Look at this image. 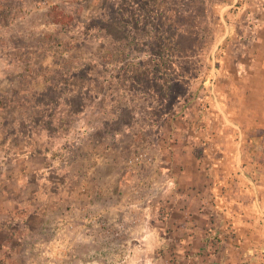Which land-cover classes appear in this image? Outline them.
<instances>
[{"label":"rangeland","instance_id":"374dc122","mask_svg":"<svg viewBox=\"0 0 264 264\" xmlns=\"http://www.w3.org/2000/svg\"><path fill=\"white\" fill-rule=\"evenodd\" d=\"M259 4L264 0H0V264L135 261L140 239L129 234L121 204L140 193L125 179L132 184L152 164L130 159L149 152L157 161L158 135L180 136L189 122L173 107L193 100L182 83L159 82L156 34L167 23L179 62L195 55L194 84L205 91L230 64L224 42L253 20ZM198 32L206 33L203 45ZM194 99L201 109V96ZM152 117L156 123L147 122ZM162 145L168 149L169 140Z\"/></svg>","mask_w":264,"mask_h":264},{"label":"crops","instance_id":"0c3cea01","mask_svg":"<svg viewBox=\"0 0 264 264\" xmlns=\"http://www.w3.org/2000/svg\"><path fill=\"white\" fill-rule=\"evenodd\" d=\"M247 23L224 42L229 66L173 107L189 118L183 134L160 133L158 160L125 179L140 193L121 204L140 239L130 264H264V4Z\"/></svg>","mask_w":264,"mask_h":264},{"label":"trees","instance_id":"16d2710c","mask_svg":"<svg viewBox=\"0 0 264 264\" xmlns=\"http://www.w3.org/2000/svg\"><path fill=\"white\" fill-rule=\"evenodd\" d=\"M118 7L122 8L123 3L120 2V6H118ZM172 9H174V7ZM122 11H124L125 14H127V12H128L127 9H126V11H125V9H122ZM158 14H160V13H158ZM137 15H136V13L129 12V14L126 15V17L127 18L138 17V19H141V16L140 15L137 16ZM168 16H169V18L167 20L168 22L171 21V23H174V22L176 24L178 23L177 22L178 21L177 16L175 14L168 13ZM123 19H124V14H123ZM152 27L154 29H156V25H153ZM166 28H167V23L164 24L159 29L158 33L156 34L162 42L161 50H163L162 53H160L159 55H157L156 58H154L156 63H158V66H160L162 68L160 75H159V79H160L159 82H161V80L165 77V78H167L166 81L169 84H180V83H182L184 86L190 88L192 83H194V81L196 80V78L198 76H200V75H198L199 68L197 67V64H198L197 59L195 58L194 54L190 55V54L186 53L185 57H187L186 58L187 61L184 64L180 63L179 61L181 59L178 57V54L181 52L180 51H179V53L177 51L175 52V47H172V48L168 47L172 43L175 46V43H174L175 38L170 36L171 33L170 32L168 33ZM163 30H165V31H163ZM131 33H133V32H131ZM195 35L197 36L198 44L203 45L204 40H202V39L204 36L206 37V33L198 32V33H195ZM138 40H139V37L135 40V42H138ZM177 49L181 50V47L179 48L177 46ZM201 50H204V49L201 48ZM181 55L184 56V54H181ZM167 62H170V64H167ZM163 64L166 65L164 68L162 67ZM154 66L156 67V65H154ZM183 66L185 67L184 69L182 68ZM189 66H190L191 70H187ZM162 82H163V80H162Z\"/></svg>","mask_w":264,"mask_h":264},{"label":"built area","instance_id":"2783aa9c","mask_svg":"<svg viewBox=\"0 0 264 264\" xmlns=\"http://www.w3.org/2000/svg\"><path fill=\"white\" fill-rule=\"evenodd\" d=\"M156 159L155 156L151 153L147 152H141L137 156L130 159V163L136 166H145L149 163L153 164L155 163Z\"/></svg>","mask_w":264,"mask_h":264},{"label":"water","instance_id":"95a60500","mask_svg":"<svg viewBox=\"0 0 264 264\" xmlns=\"http://www.w3.org/2000/svg\"><path fill=\"white\" fill-rule=\"evenodd\" d=\"M220 43H221V40H220V42L218 43V46L220 45ZM214 58H215V54H214Z\"/></svg>","mask_w":264,"mask_h":264}]
</instances>
